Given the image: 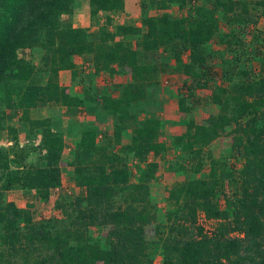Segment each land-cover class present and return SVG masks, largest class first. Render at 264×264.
<instances>
[{"label":"trees","instance_id":"obj_1","mask_svg":"<svg viewBox=\"0 0 264 264\" xmlns=\"http://www.w3.org/2000/svg\"><path fill=\"white\" fill-rule=\"evenodd\" d=\"M86 1L93 17L100 12L123 13L126 6L125 0ZM138 1L140 26L120 25L115 33L102 29L103 37L96 41L87 29L62 19L73 13L78 0H0V97L5 96L13 111L23 109V126L30 135L41 137L37 147H20L18 129L7 125L0 102V131L7 130L14 142L11 152L0 150V264H154L157 255L161 264H264V75L253 76L251 67L258 62L264 70V39L263 45L256 36L248 41L245 32V26L256 20L248 6L237 12L236 0H211L212 7L196 6L184 17L170 10L188 7V0ZM255 5L263 9L259 20L264 17V0ZM215 13L221 20L228 17L226 31L220 32ZM244 13L246 21L241 19ZM107 23L112 24V18ZM242 23L244 27L238 28ZM117 37H134L140 50ZM216 40L224 47L221 52L213 48ZM28 49L46 56L50 75L45 84L36 82L31 62L19 56ZM160 50L169 53V61L182 64L192 82L186 84L188 95L179 97L180 112L194 109L195 92L207 89L210 79L224 82L212 94L218 114L205 123L191 119L188 135L175 137L171 147L197 160L201 173L206 149L231 134L234 156L242 163L237 170L219 169L212 160L209 177H194L169 190L167 200L173 208L165 224L157 222L158 206L152 202L151 184L159 164L150 158L166 155L169 147L160 139L164 122L148 117V109L160 108L154 86L168 66L159 68L141 59L150 55L164 63ZM87 54L93 56L94 72L84 74L79 81L83 93L76 95L59 83V75L68 70L72 81L77 80L74 56ZM185 54L191 55L189 63L183 60ZM216 58L219 63L213 66ZM102 73L113 78L128 75L131 81L112 86L119 92L117 99L106 94L97 100L92 89ZM20 82L25 87L14 89L22 86ZM87 102L112 112L114 145L100 141L99 128L89 126L82 131L73 160L63 161L61 123L32 119L28 113L51 104L75 110ZM129 129L131 142L110 154ZM36 152L40 156L34 163ZM132 165L138 170L135 182ZM63 167H72L75 185L85 189L72 212H66L68 220L37 225L29 209L7 200L8 192L23 190L48 201L51 191L62 185ZM200 213L217 222L214 230L199 225ZM94 226L102 235L93 236Z\"/></svg>","mask_w":264,"mask_h":264},{"label":"rangeland","instance_id":"obj_2","mask_svg":"<svg viewBox=\"0 0 264 264\" xmlns=\"http://www.w3.org/2000/svg\"><path fill=\"white\" fill-rule=\"evenodd\" d=\"M86 0H78L77 5H75L74 9H73V13L71 15H63L62 19L64 20V22L68 21V23H70V25H72L74 28H85L87 29L88 34H90L94 40H99L101 37H103L102 35V29L104 32H109V33H115L118 29V23H121L122 25L124 24H131L133 21L134 17L138 18L139 15V10H140V5H139V1L138 0H129L130 3H128V0H125V3L127 1L128 4H132L129 7V10L132 9L131 11H129V13L126 12V10L123 13H119V14H112V16H108V14L106 13H102L100 12L96 17H93L91 15H89V11H90V6L89 3L88 5H85L84 2ZM237 1V12H243V8L245 6H248L249 9V14L251 15V18H253L254 20H256V23L253 22H249L247 26H245V32L248 36V41L250 40L251 37H255L257 38L255 41L258 42L259 41L260 44L263 45L262 40L264 39V17H261L259 20L258 15H261L263 12V9L261 6L259 5H255V1L257 0H236ZM254 2V3H252ZM87 4V3H86ZM196 6H207V7H212V1H207V0H188V7H185L184 9H180V8H173L170 11L176 16V17H184L186 15L189 14V12H193L195 10ZM217 18H220L221 20V16L217 13L214 14ZM118 16V17H117ZM110 17L112 18V20H115L114 24H108L107 23V18ZM132 20H131V19ZM236 19L238 18L237 16L235 17ZM245 18V19H244ZM241 19H244L245 21L248 19V15L246 13H244L241 16ZM138 21H136V24H138L139 26L141 25V15H139V18L137 19ZM219 20V26H220V32L222 31H226L228 28V17H225L224 19H222L221 21ZM234 26H237V24H234ZM238 28H243L244 25L242 23V25L237 26ZM117 40L119 39H124L127 42H130L133 49L135 50H140L139 49V43L138 41L133 37V38H121V37H117ZM220 46V45H219ZM218 46V42L216 40V42L213 43V48L214 49H219L220 52L224 49V47ZM264 48V47H263ZM38 50V49H36ZM160 53H162L161 55H164L162 58H165V61H163L164 63H162L161 59H159L160 57H151L149 55L145 56L142 55L141 59L146 61V62H151V63H157L159 65V68L163 67V64H166L168 66V68H166L161 74H160V78H159V82L157 87L154 86V89L158 88L157 90L155 89L156 92L159 93V91L163 92V95L160 96H167V86H169V83L167 82V80L171 81H178L176 74L178 72H176V70L173 68L172 64L175 63V61H169L170 59V55L169 53H164L163 50H160ZM19 56L27 59L31 62V65L33 66V68L35 69V78H36V82L39 84H43L48 80V76L50 75V73L48 72L50 70L47 62H46V56H43V52H38L35 50H21L19 51ZM80 56H74V62L75 60L78 61ZM83 57V56H82ZM82 57L80 58L79 62V67H81L85 62L86 64H89L92 61L93 56L87 54L86 59H82ZM190 54H185L184 55V62L189 63L190 62ZM169 59V60H168ZM220 59H213L212 60V64L213 66H217V64L219 63ZM167 62V63H166ZM77 65V63H75ZM253 65V70H252V75L256 76V77H260L262 75H264V70L262 69V65L260 63H252L251 67ZM78 67V66H77ZM92 72H94V67H92ZM216 69H220V67H216ZM37 70V71H36ZM86 70V69H85ZM216 70V71H217ZM181 75L186 76V81H184L180 87L177 89V92L174 94H171L170 96H172V100H175L174 102V106H175V110L176 112L171 114L173 116H176L175 118L178 119H171L169 118V120L167 121L169 123V125L172 126H181L184 127L185 125L187 126V122H189L191 119H194L196 123H205L208 121V119L210 118L211 115L213 114H209V112H207L206 108L207 105H210L209 108L213 107V103H212V95L211 92L214 91L216 85H224V82L219 80L218 78L215 79H210L209 81V87L207 89H198L195 92V97H194V109L189 112V113H182L177 111V109H179V97L182 95H188L187 93V87L186 84H191V79L190 77H188L183 70H181ZM89 70H86V73H92ZM78 76H77V80L69 82V85L65 86L68 87L70 89L71 92H73L76 95H80L83 93L84 90V86L83 84L79 81L83 80L84 78V69H79L78 72ZM180 73V72H179ZM102 75H104L102 73ZM108 77V74H105ZM101 76V75H99ZM113 78V77H112ZM103 81V79H102ZM114 84H118L115 83L117 80H110V82H113ZM100 82V81H99ZM172 82V81H171ZM170 82V84H171ZM20 84L22 85L21 87L16 86L14 87V89H22L23 83L20 82ZM65 84V83H64ZM101 91V90H100ZM154 91V92H155ZM198 91H202L203 95L200 96L198 95ZM93 92V89H92ZM155 92V93H156ZM96 94V96L98 95V93H94ZM95 96V97H96ZM98 98V96H97ZM13 99L15 100L16 97L13 96ZM160 101V97L158 99ZM200 101V103L198 102ZM0 102L3 103L2 107V111L3 114L7 115L6 118V122H8L7 125L12 126L14 124H17L21 122V118L23 115V109H20L19 111H13L10 106H8L7 100H5V96L0 97ZM203 104V105H202ZM63 107L61 105H47V106H39L38 108H44V107ZM199 106V107H197ZM171 110L172 107H170ZM37 109H32L31 111H29L28 115L31 116V118L33 119H46L48 117L46 116H42L41 113H38L40 111H36ZM40 110V109H39ZM2 111H0V115L2 113ZM18 111V112H17ZM82 111V110H79ZM152 112H157L160 113V111L152 109ZM36 116H41L42 118L36 117ZM145 115H141L140 120H142V117H144ZM186 118H183V117ZM189 118V119H188ZM114 119V118H113ZM110 119L109 122H106L105 124V129H99L101 132L99 133V140L100 141H111L112 142V147L114 145V120ZM165 120V119H164ZM163 121V120H162ZM70 122V121H69ZM164 122V121H163ZM109 127V128H108ZM189 129H187V131L180 135V136H187L189 133ZM104 132V134H102ZM164 132V130H163ZM161 133V137L160 139L163 141L164 139V133ZM5 132L2 133V135H4ZM131 136H132V129H129V131L125 134V137L123 139V141H129L131 142ZM178 137V136H171L169 137V144L168 147L169 149L167 150L166 155L164 156H157L160 157L154 159L151 156V161L157 162L159 164V169H161V173L160 176H158V180L156 181V179L154 180V182H158L157 186H154V191L152 190L151 194H152V202L158 206V213H157V218L158 221L161 224H165L167 222V217L166 214L168 213L169 208H173L172 205L169 206V202L167 200V196H168V191L171 190L174 187H179V186H184L186 183H188L192 178L197 177V178H201L203 176L209 177L210 171L212 169V160L217 161L218 163L216 164V168L219 169H228L229 168H234L235 170H237L238 168H241L242 163L240 160L237 159V157H235L234 152H233V142H234V136L231 134H226L224 136H222L221 138L217 139L211 146L209 149H206L205 153H204V157H203V167L200 172H197V167H198V161L197 160H190L189 158H185L184 156H182L184 153L182 152L181 149H177L175 151V149H173L172 143L174 142V138ZM0 138H1V134H0ZM122 141V142H123ZM129 144V143H127ZM14 145H11V141H9V139H6L5 141H3L2 139H0V150H3V152H11V147ZM29 145V144H27ZM125 145V144H121L120 146H116L115 148H110V154H115L116 152H121V146ZM20 147H24L23 145H19ZM70 149V150H69ZM5 150V151H4ZM169 151V154H168ZM64 154V158L63 161H71L73 160V153L71 151V148L68 147L66 150H64L63 152ZM211 154V156H210ZM34 156L36 157V160H34V163H37V158L40 156L39 152H36V154H34ZM67 156H70L67 157ZM66 158H69L66 160ZM161 161L162 163L165 164V166H162V163L159 162ZM42 161L40 160V163ZM133 168V172H134V176L132 177V182H135V179L137 177L138 174V170L135 169V167L132 165ZM158 169V170H159ZM160 171V170H159ZM158 174V172H157ZM153 182V183H154ZM155 182V183H156ZM66 186L62 189V185L59 188L53 189L51 191V195L48 201H44L40 198V196L38 194H36L35 192H32L31 194H27L25 191H18L15 190L13 192H8L7 193V200L12 201L16 204V206H18L19 208H23V209H29L32 212V218L35 224L40 225V224H44L46 222H48L49 220H68L67 219V215L66 212L68 214V212H72V207L73 204L75 202V200L78 197L84 196L85 195V189L83 188H79L76 185L74 186V184H70V182H68L66 180ZM227 187H229V185H227ZM221 205L224 206V201L222 199ZM176 208L179 206L175 205ZM199 225L203 226L205 228V230L207 231H212L214 230V227L216 225V221H208L205 217L203 213L199 214ZM90 232H92L93 236L97 237L102 235L103 231L100 228H97L96 226L91 227L90 228ZM154 264H161V257L159 255L156 256L155 259V263Z\"/></svg>","mask_w":264,"mask_h":264},{"label":"crops","instance_id":"obj_3","mask_svg":"<svg viewBox=\"0 0 264 264\" xmlns=\"http://www.w3.org/2000/svg\"><path fill=\"white\" fill-rule=\"evenodd\" d=\"M86 3H84L85 5H88V1H84ZM128 3H130V1L128 0ZM126 1V6H125V10L127 13H129V11H131L132 9L129 10L130 5L132 4H128ZM89 15H90V11H89ZM139 15H141L140 10H139ZM138 15V18H139ZM108 16H112L111 13L108 14ZM118 17V16H117ZM137 17L133 18V21H138ZM131 19V18H130ZM132 20V19H131ZM115 23V20H113V23ZM122 25L121 23H118V26ZM136 26H139L138 24H136ZM219 46V45H218ZM220 47V46H219ZM218 50V49H217ZM87 55H83L82 59H86ZM81 57H78L79 60ZM75 60V63H77L78 69H84V74L86 73V70H89L90 72H92V67H93V62H90L89 64H86L85 62H83L84 64L79 67L80 62ZM93 61V58H92ZM173 68L176 70V72H178L176 74L178 81H174V80H167V82L169 83V86H167V96H160L163 95V92L159 91L156 92L158 99L160 97V108L157 109L158 111H160V113L157 112H152V108L148 109L149 111V116L151 118L154 119H159V120H163L164 121V139L163 141L167 144H169V137L171 136H180L182 134H184L187 129H188V122H187V126L185 125L184 127L181 126H172L169 125V123L167 122L169 120V118L171 119H178L175 118L176 116H173L171 114L175 113V106H174V102L175 100H172V96H170L171 94H175L177 92V89L180 87V85L186 81V76L181 75V70L183 65L175 62L174 64H172ZM86 69V70H85ZM180 72V73H179ZM103 79V81H102ZM117 80L115 83H129L131 81L130 76L128 75H123L122 77H116V78H112L109 74L108 77L104 74L101 76H97L95 78V82H94V88H93V92L92 93H98V98L96 96L97 100H100V97L102 95H106V94H110L112 95L115 99H117L119 97V92L115 91L114 89H112V86L114 85V81L110 82V80ZM100 81V82H99ZM69 82H72V73L71 71H61L60 75H59V83L63 86H67L69 85ZM171 82V84H170ZM65 83V84H64ZM45 84V83H43ZM70 86V85H69ZM101 90V91H100ZM173 94V96H174ZM213 94V92H211V95ZM198 95L202 96L203 92L202 91H198ZM157 99V100H158ZM159 101V100H158ZM101 102V101H100ZM200 103V101H198ZM203 105V104H202ZM213 107L209 108L210 105H207V112H209V114H218L219 109L212 104ZM170 107H172L173 110L170 109ZM199 107V106H197ZM35 109V108H33ZM36 111H40L38 113H41L42 116H46L50 119H52V121L54 123H58L60 122L62 127H63V131L65 134V149L66 150L68 147L71 148L72 153L74 152L77 143L79 142V139L81 137L82 131L85 130L86 128H88L89 126H93L96 125L100 130L101 129H105V123L109 122L110 119H113V114L111 111L105 110L102 105L100 103H89L87 102L84 107L82 108H77V109H71L68 107H44V108H36ZM40 109V110H39ZM82 110V111H79ZM177 111L180 112L179 109H177ZM146 115L144 117H142V119L146 118ZM39 118H42L41 116H36ZM183 118H186L185 116ZM33 119V118H32ZM165 119V120H164ZM187 119V118H186ZM189 119V118H188ZM70 121V122H69ZM8 124V122H7ZM13 127L18 129V137H19V145H23L26 146L27 144L29 145H34L35 147L39 146L40 142H41V137L39 135H30L29 132H27L25 126H23V123L20 122L17 124L12 125ZM109 128V127H108ZM5 132L4 135H2V133ZM1 134V138L3 141H5L6 139H9V141H11V145L13 144V141L10 140V136L8 134L7 130H1L0 131ZM130 143L129 141H123L122 144H127ZM70 150V149H69ZM169 154V151H168ZM64 156V154H63ZM70 158V156H67ZM154 159L159 158L157 156H152ZM69 158H66L69 159ZM63 159H65L63 157ZM151 160V159H150ZM161 162V161H159ZM162 163V162H161ZM162 166L164 167L165 164L162 163ZM160 170V171H159ZM158 170V174H157V178L158 176H160L161 173V169ZM156 178V181L158 180ZM66 180L68 182H70V184H74L75 186V177H74V169L72 167H63V173H62V189L67 185L66 184ZM155 181V182H156ZM152 183L151 184V189L154 191V186H157L158 182L156 183ZM151 190V192H152ZM19 191V190H18ZM23 191V190H20ZM13 192V191H10Z\"/></svg>","mask_w":264,"mask_h":264}]
</instances>
